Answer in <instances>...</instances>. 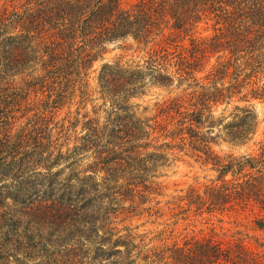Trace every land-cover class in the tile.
I'll return each instance as SVG.
<instances>
[{
	"label": "trees",
	"instance_id": "16d2710c",
	"mask_svg": "<svg viewBox=\"0 0 264 264\" xmlns=\"http://www.w3.org/2000/svg\"><path fill=\"white\" fill-rule=\"evenodd\" d=\"M0 1V264H264V249L241 237L213 233L148 252L116 230L160 194L150 171L172 151H194L215 180L167 203L248 212L264 232V132L259 153L218 156L210 145L256 133L264 0ZM208 19L215 32L194 36ZM128 38L147 48L143 57L106 63L97 77L101 104L119 113H80L93 62ZM149 85L177 93L152 117L136 116L130 100ZM77 96L74 114L56 119Z\"/></svg>",
	"mask_w": 264,
	"mask_h": 264
},
{
	"label": "rangeland",
	"instance_id": "374dc122",
	"mask_svg": "<svg viewBox=\"0 0 264 264\" xmlns=\"http://www.w3.org/2000/svg\"><path fill=\"white\" fill-rule=\"evenodd\" d=\"M21 2L22 0H13L12 4L18 5ZM1 3L2 1H0ZM216 27H219V25H215L214 20H203L197 25L192 34L194 36L211 35L215 32L214 28ZM187 41L186 37L185 42ZM146 49L130 38L106 45L103 54L92 64L88 75L89 95L81 102L79 106L80 113L87 112L89 116L98 115L100 120H103L108 113L112 116L115 113H119L118 109H111L109 103L101 104L103 101L97 84L99 70L102 65L112 63L118 59L124 62L141 58L145 54ZM213 61L214 58H211L210 63ZM263 69L258 72L259 74L256 77L252 78V81H255L258 86L264 84ZM203 74L201 73V75ZM176 93L177 91H168L166 88L149 85L142 95L130 100L132 104L130 110L136 116L150 118L155 114V103H161ZM78 100L79 96L71 104H64L57 111L56 119H62L67 111L72 116L77 109ZM234 103L236 101L226 109L224 114L228 113ZM239 104L243 105L245 102H239ZM250 104L257 116L258 123L253 137L248 142L240 145L217 139L216 142L210 144L212 153L218 156L227 154L239 156L249 152H260L258 142L263 138L264 132V102L251 100ZM221 109L222 106H219L215 110V114H218ZM93 110H96V114H94ZM163 141V139L159 138V143ZM168 159L170 162L156 167L148 175L150 180L160 184V194L153 196L151 203L139 205L136 211L127 213L126 219L116 225V230L119 231L117 235H127L128 233L137 235L135 243L141 238L144 249L148 252L164 248L172 243L181 244L184 240H188L191 237L208 236L213 233L224 238L241 237L250 248L264 249V245H259L261 242L264 243V232L253 229L252 215H249L248 212L233 211L223 214L203 213L200 215L194 212H180V209L172 208L173 205L167 202L172 201L173 195H181L190 186L202 188L203 185L208 184L211 180H215L217 172L212 168L211 163L204 162L194 151H172ZM225 178H230V175ZM156 201L159 202L155 204ZM125 205L128 204L125 203ZM149 206L153 207L152 210H149ZM121 218L123 217L119 219Z\"/></svg>",
	"mask_w": 264,
	"mask_h": 264
}]
</instances>
